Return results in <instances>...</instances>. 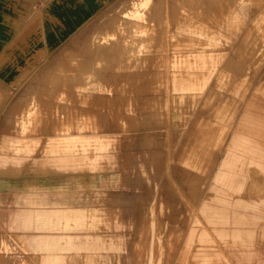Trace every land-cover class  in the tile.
Wrapping results in <instances>:
<instances>
[{"label": "rangeland", "instance_id": "1", "mask_svg": "<svg viewBox=\"0 0 264 264\" xmlns=\"http://www.w3.org/2000/svg\"><path fill=\"white\" fill-rule=\"evenodd\" d=\"M62 41L0 60V264H264V166L219 176L264 92V0H109Z\"/></svg>", "mask_w": 264, "mask_h": 264}, {"label": "crops", "instance_id": "2", "mask_svg": "<svg viewBox=\"0 0 264 264\" xmlns=\"http://www.w3.org/2000/svg\"><path fill=\"white\" fill-rule=\"evenodd\" d=\"M109 0H0V12L10 8L14 28L18 33L9 42L0 39V60H13L15 50H27L31 44L62 43L69 30L80 28ZM37 8H41L38 10ZM38 10V11H37ZM43 16H37V12ZM47 32L35 40L40 23ZM4 44H6L4 46ZM255 89L249 106L243 112L237 131L230 135L226 153L219 166V176H229L228 184L236 178L243 183L248 176L246 160L264 166V92ZM261 96V97H260ZM231 173V175H230Z\"/></svg>", "mask_w": 264, "mask_h": 264}, {"label": "bare ground", "instance_id": "3", "mask_svg": "<svg viewBox=\"0 0 264 264\" xmlns=\"http://www.w3.org/2000/svg\"><path fill=\"white\" fill-rule=\"evenodd\" d=\"M103 51H108V50L104 48ZM187 56H189V55H187ZM93 58L94 57L83 60L80 69H72L69 71L67 70L66 73H63L64 83L62 86L61 94L66 95L67 97L66 98L60 97V99L55 101L56 106H58L59 108H61L60 106L62 105V108H67L69 110V111L64 112V113H59L58 115L55 116V118H57L56 123H57L58 131L63 133L62 135L68 134L71 127L78 123L77 120H78L79 116H81V114H82L79 109H75V108L69 109V107L74 105L72 103V102H74L73 97L80 91L77 88H74L72 90V86L70 85V81H75L79 76H82L84 74L83 70H87V68L89 66H91L92 62L95 59V58L94 59ZM247 90H248V87L245 89V91H247ZM87 114H88V112H87Z\"/></svg>", "mask_w": 264, "mask_h": 264}]
</instances>
